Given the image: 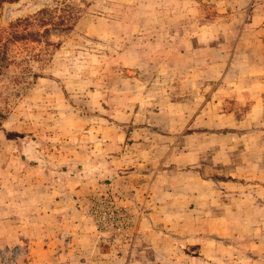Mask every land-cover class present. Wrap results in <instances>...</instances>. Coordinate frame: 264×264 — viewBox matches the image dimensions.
I'll list each match as a JSON object with an SVG mask.
<instances>
[{
	"label": "rangeland",
	"instance_id": "rangeland-1",
	"mask_svg": "<svg viewBox=\"0 0 264 264\" xmlns=\"http://www.w3.org/2000/svg\"><path fill=\"white\" fill-rule=\"evenodd\" d=\"M43 7L73 24L8 43L0 264H264V0H19L0 26Z\"/></svg>",
	"mask_w": 264,
	"mask_h": 264
},
{
	"label": "trees",
	"instance_id": "trees-1",
	"mask_svg": "<svg viewBox=\"0 0 264 264\" xmlns=\"http://www.w3.org/2000/svg\"><path fill=\"white\" fill-rule=\"evenodd\" d=\"M18 1L19 0H0V9L5 3L10 4ZM54 12L55 10L50 12L49 9L43 7L31 17L17 18L10 22L7 27L0 26V76L3 74L4 66H7L9 63L8 43L19 42L24 39H30V41L39 40L41 35L39 29L31 28L34 23L45 29L48 25H52L53 27H64L73 24L71 15H55ZM23 71L25 70L22 69V72Z\"/></svg>",
	"mask_w": 264,
	"mask_h": 264
},
{
	"label": "crops",
	"instance_id": "crops-1",
	"mask_svg": "<svg viewBox=\"0 0 264 264\" xmlns=\"http://www.w3.org/2000/svg\"><path fill=\"white\" fill-rule=\"evenodd\" d=\"M24 178H25V184H26L25 192H23V194H22L24 197H26L28 199L38 200V201H40V199H42L44 201L45 200L49 201L52 198L54 203L50 204L48 209L51 210L52 206H58V207H60L58 211H61L60 209L62 207V197L60 195V192L58 191V196L56 197L57 192L54 191V189L51 190L50 186L44 185L45 178L40 177V179H39V178H34L33 176H29V177L27 176ZM37 182L41 183L40 184L41 188L36 191L37 187L39 186L37 184ZM17 215L18 214H16V216ZM16 221H18V219ZM28 225H29L28 229L22 230V228L19 227V225L14 224V227H16V229L13 230V233H16V235H18V234L21 235V233H23V231L25 230L26 233H29L28 237H31V235L33 233H36V232L41 230L43 223L39 222L38 220H33L32 222L29 221ZM14 227H12V228H14Z\"/></svg>",
	"mask_w": 264,
	"mask_h": 264
}]
</instances>
